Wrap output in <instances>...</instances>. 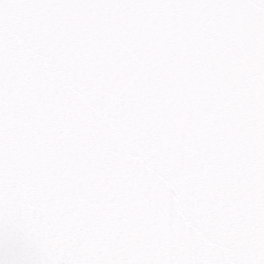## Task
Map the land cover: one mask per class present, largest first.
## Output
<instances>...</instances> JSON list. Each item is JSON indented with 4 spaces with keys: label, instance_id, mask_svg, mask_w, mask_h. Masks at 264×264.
Instances as JSON below:
<instances>
[{
    "label": "snow or ice",
    "instance_id": "6c2138e0",
    "mask_svg": "<svg viewBox=\"0 0 264 264\" xmlns=\"http://www.w3.org/2000/svg\"><path fill=\"white\" fill-rule=\"evenodd\" d=\"M0 264H264V0H0Z\"/></svg>",
    "mask_w": 264,
    "mask_h": 264
}]
</instances>
